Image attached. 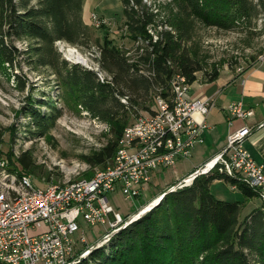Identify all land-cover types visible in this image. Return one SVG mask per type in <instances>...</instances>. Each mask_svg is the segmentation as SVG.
<instances>
[{
  "label": "trees",
  "instance_id": "16d2710c",
  "mask_svg": "<svg viewBox=\"0 0 264 264\" xmlns=\"http://www.w3.org/2000/svg\"><path fill=\"white\" fill-rule=\"evenodd\" d=\"M173 1L185 16H195L209 25L264 14V0ZM121 3L128 34L135 41L140 37L143 43L141 50L140 45L135 46L134 58L125 56L106 36L102 42L92 37L82 18V0H37L35 4H28V0H0L2 63L13 68L25 61L33 69L49 68L62 88L61 99L75 100L91 116L111 123V137L85 155L87 163L101 168L107 161L111 163L130 114L150 110L145 101L154 96L155 88L160 87L159 93L166 96L175 69L189 84L201 70L198 60L190 57L181 38L172 32V27L180 31L176 18L168 14L163 22L169 23L171 29L155 30L153 38L148 28L159 25V9L154 11L143 0ZM188 26L189 23L181 32L183 36H188ZM16 40L26 41L25 48H17ZM58 40L73 45H88L93 40L98 46L100 69L107 73L105 78L101 80L96 70L63 58L55 46ZM218 75L214 70L207 81ZM13 78L18 89L25 87L17 72H13ZM45 103L38 101V105ZM26 112L34 127L32 136L47 133L57 115L54 107L50 113L36 107H28ZM15 161L20 171L34 172L27 152L15 157ZM8 169L25 174L10 165ZM216 178L234 183L245 199L258 195L249 186L212 168L195 176L189 185L165 193L152 209L114 234L107 253L94 250L92 260L85 259L83 264H264V209L254 208L240 218L243 200L216 197L209 189Z\"/></svg>",
  "mask_w": 264,
  "mask_h": 264
},
{
  "label": "rangeland",
  "instance_id": "374dc122",
  "mask_svg": "<svg viewBox=\"0 0 264 264\" xmlns=\"http://www.w3.org/2000/svg\"><path fill=\"white\" fill-rule=\"evenodd\" d=\"M36 1L28 0V4H35ZM143 1L151 5L154 11L159 9L156 16L159 25L156 26V29L155 27L148 28V32L153 35V38H156L155 30L160 28L171 29L172 26L169 23L170 26L163 22L168 14L176 18L178 23L181 24L180 31L172 27V32L176 36L178 35V38H181L182 44L188 49L190 57L198 60L201 65V70L195 73L196 82L194 87L198 83L208 82L207 77L214 70L218 72V77L222 79L230 80L240 76L258 60L260 55L264 54L263 12L238 22L231 23V20H228L225 21L224 25L216 26L209 25L195 16H185L179 11L173 0ZM253 2H256V0H253ZM85 4L87 8L82 18L91 29L93 38L97 37L99 42H102L104 36H106L128 57L135 56V46L140 45L139 50L142 49L141 38L139 37L136 41L133 40L126 30L121 0H85ZM155 5L158 8H155ZM91 14H95L103 21L96 24L91 18ZM181 21L183 23H180ZM188 23V36H183L181 32ZM14 44L17 48L24 49L26 41L16 40ZM55 46L61 56L69 62H76L93 70L98 67L96 71L100 69L97 61L98 46L93 40L88 45H73L58 40L55 42ZM69 46L80 52L84 56L85 62L69 56L66 50ZM101 71L105 78L107 73ZM13 72H17L20 79L25 81L23 89H18V84L13 78ZM141 72L148 76L153 74L148 71ZM175 73H179V71L175 69ZM158 88L160 87L155 88V93ZM61 90L62 88L49 68L37 67L33 69L27 66L25 61L10 68L0 60V157L7 166L10 165L15 167L18 172L28 174L36 185L44 186L50 182L62 183L67 180L91 176L101 167L91 166L85 161V155L100 148L111 137L109 131L111 123L91 116L75 100L61 99ZM38 101L46 103L38 105ZM145 104L152 108L153 96L150 99L148 98ZM28 107H36L45 113H50L52 107L57 111L52 127L44 135L32 136L31 132L34 127L26 112ZM147 111L149 110L139 109L136 115L130 114L127 124ZM23 152L29 154L33 162L34 172L20 171V167L14 164L16 162L15 157ZM182 162L185 163V161ZM108 164L110 162L107 161ZM173 168L177 170V174L181 175L183 165L176 160L172 166L156 170L145 188L136 197H124L118 186L108 192L110 204L121 216V221L114 228L121 226L129 214L150 202L166 188L176 184V182L170 185L165 184V188H161L162 184H159L165 179L169 180L170 177H174ZM177 188L180 187L175 189ZM209 189L219 198L243 200L240 218H243L254 208L262 207L264 209V202L258 195L245 199L240 190L232 189L230 183L223 179L217 183L212 182ZM150 209L141 213L138 217ZM79 225L80 230L75 234L77 237V252H82L94 242L99 244L89 250V253L85 256L80 257L78 264H83L85 259L92 260L90 255L94 250L108 252L114 234L105 242H102L101 238L104 233L114 228H109L107 224L90 225L82 219H79ZM80 237L82 240L79 239Z\"/></svg>",
  "mask_w": 264,
  "mask_h": 264
},
{
  "label": "built area",
  "instance_id": "2783aa9c",
  "mask_svg": "<svg viewBox=\"0 0 264 264\" xmlns=\"http://www.w3.org/2000/svg\"><path fill=\"white\" fill-rule=\"evenodd\" d=\"M91 18L96 24L103 21L95 14ZM263 58L264 54L258 60ZM212 105L211 96L191 98L189 89L178 88L172 75L168 94L154 95L153 107L124 126L116 158L82 180V186L72 190L50 188L49 183L36 185L28 174H23L24 180L33 184V193H26L23 200L10 201H1L0 195V264H59L81 254L76 250L75 236L80 230L79 219L90 225L107 224L109 228L118 225L121 216L110 204L108 192L118 186L124 197H136L156 170L189 157L205 126L204 119L197 120L194 114L204 116ZM226 109L229 123L233 117L251 113L240 100L228 103ZM257 127L264 128V122ZM248 132L245 125L231 131L225 147L196 175L209 171L206 164L211 161L210 167L219 166L223 173L240 175L264 202V158L258 162L244 148ZM191 173L172 188L190 184L196 176Z\"/></svg>",
  "mask_w": 264,
  "mask_h": 264
},
{
  "label": "crops",
  "instance_id": "0c3cea01",
  "mask_svg": "<svg viewBox=\"0 0 264 264\" xmlns=\"http://www.w3.org/2000/svg\"><path fill=\"white\" fill-rule=\"evenodd\" d=\"M86 8L85 0H82V17ZM195 82L194 80L190 83L189 96L191 98L211 96L213 105L204 116L199 113L194 114L197 120L203 118L205 121L201 140L194 143L189 157L177 160L183 165L181 175L177 174V170L173 168L174 177L159 182L162 184L161 188H165V184L170 185L179 181L204 165L225 147L227 135L243 125L249 129L243 140L244 148L256 161L260 162L264 158V128L257 127L264 122V58L254 62L242 75L233 79L217 77L212 81L198 83L194 87ZM238 100L242 101L243 107L251 110V113L244 117H233L229 123L230 115L226 106ZM219 181L222 179L216 178L211 183Z\"/></svg>",
  "mask_w": 264,
  "mask_h": 264
},
{
  "label": "bare ground",
  "instance_id": "6f19581e",
  "mask_svg": "<svg viewBox=\"0 0 264 264\" xmlns=\"http://www.w3.org/2000/svg\"><path fill=\"white\" fill-rule=\"evenodd\" d=\"M67 54L71 57H74L76 60H79L81 62H85V58L83 55L80 54L77 50H75L73 47H70L67 49ZM127 53V52H126ZM94 68V67H93ZM98 67H96V70ZM95 70V69H94ZM140 71V70H139ZM97 74L101 80H103L104 75L102 74V71L99 69L97 71ZM173 80L178 82V88H183V89H189L190 84L186 81L185 77L180 74V73H175L173 74ZM154 95H162L159 93V88L156 90V93ZM122 101L125 99L122 98ZM124 138V128L122 130V133L118 139L121 140ZM119 152V144H117V148L115 151V154L113 156V159L116 158V155H118ZM211 162V161H210ZM208 162L206 164V168L212 169V168H217L219 171H221V167L219 166H211L212 163ZM99 172V168L94 172V174ZM227 176H230L232 178H235L236 181L241 182L245 184L243 179L240 178V175L236 174L235 172H224ZM189 177H186L185 180H188ZM88 177L86 178H79L75 180H67L62 183H49L50 188H60V190H72L74 187H79L82 186V180H87ZM231 187L237 188L236 185L230 184ZM182 187V186H180ZM175 189V188H173ZM26 193H33V184L31 182L25 181L24 180V175L23 174H17V172H14L13 170H9L7 164L5 163L4 160L0 159V195H1V201H10V200H23L26 198ZM161 198V195H157L155 198H153L150 202V204L145 205L142 207L140 211L143 210L145 212L151 204L153 205L157 200ZM114 227H117V225H114ZM115 229V228H114ZM113 229V230H114ZM106 237L102 239V242L108 241L110 238ZM87 253H89V250L85 249L81 252V254L74 255V258L71 259L70 261H62L59 264H78L80 261V257L85 256Z\"/></svg>",
  "mask_w": 264,
  "mask_h": 264
},
{
  "label": "water",
  "instance_id": "95a60500",
  "mask_svg": "<svg viewBox=\"0 0 264 264\" xmlns=\"http://www.w3.org/2000/svg\"><path fill=\"white\" fill-rule=\"evenodd\" d=\"M203 171H204V170H202V167L200 166V167H198V168L196 169V171H194V172L191 173V174L194 176V175H196L197 173H200V172H203ZM176 184H177V182H176ZM176 184H174V185H176ZM174 185H173V186H174ZM173 186L171 185L170 187L166 188V190H163V191L160 193L161 198L164 196L165 193H167V192H169V191H172V190H173V188H172ZM161 198H159V200H157L153 205L151 204V206L149 207V209H150L152 206L156 205V204L160 201ZM150 203H151V202H148V203L145 204V205H148V204H150ZM145 205H143L142 207H144ZM142 207H140L139 209H137V211L133 212L132 214H129L121 226H119L118 228H115L114 230H111V231L107 232V233L105 234V236H102L101 239H104V238H106V237H109V236L115 234V233H116L118 230H120L122 227H124L125 225H127L128 223H130L132 220L136 219V218L138 217V215H140L141 213H143V210L140 211V210L142 209ZM147 210H148V209H147ZM135 217H136V218H135ZM98 244H99L98 242H94L93 244H91L90 246H88L87 250H92V248H94V247L97 246Z\"/></svg>",
  "mask_w": 264,
  "mask_h": 264
}]
</instances>
